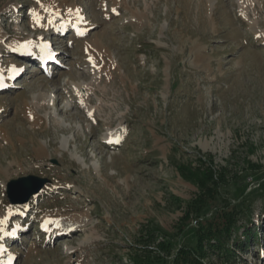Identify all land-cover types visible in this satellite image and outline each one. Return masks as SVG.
<instances>
[{
	"label": "rangeland",
	"instance_id": "rangeland-1",
	"mask_svg": "<svg viewBox=\"0 0 264 264\" xmlns=\"http://www.w3.org/2000/svg\"><path fill=\"white\" fill-rule=\"evenodd\" d=\"M208 155L202 215L241 209L251 247L226 264H264V0H0V264H135L156 227L171 261L199 218L180 166ZM30 174L50 183L12 204Z\"/></svg>",
	"mask_w": 264,
	"mask_h": 264
},
{
	"label": "trees",
	"instance_id": "trees-1",
	"mask_svg": "<svg viewBox=\"0 0 264 264\" xmlns=\"http://www.w3.org/2000/svg\"><path fill=\"white\" fill-rule=\"evenodd\" d=\"M255 166L260 167L258 164ZM180 167L184 178L194 183L199 191L195 197L186 202L183 217L186 221L189 220L190 215L199 217L195 230V244L181 245L169 261L168 256H171L173 247L169 238L172 239L173 235L156 227L158 229L147 232L141 239L144 243L142 248H149L152 242L154 246L152 250L148 253L137 251L134 259L131 257V260L135 264H208L207 259L216 255L225 264L232 262L239 248L244 251L249 250L245 241L242 240L243 237L237 236L240 232L239 222L242 210L237 207H218L211 216L202 215L205 208L216 199L219 187L227 182L225 168H217L211 155L205 159H199L197 166L182 165ZM155 232L158 235H154ZM251 234V238L254 237L259 242L260 238L254 233Z\"/></svg>",
	"mask_w": 264,
	"mask_h": 264
},
{
	"label": "water",
	"instance_id": "water-1",
	"mask_svg": "<svg viewBox=\"0 0 264 264\" xmlns=\"http://www.w3.org/2000/svg\"><path fill=\"white\" fill-rule=\"evenodd\" d=\"M48 183L50 179L47 177L33 174L12 179L7 183L8 199L12 204L26 203L39 194Z\"/></svg>",
	"mask_w": 264,
	"mask_h": 264
},
{
	"label": "bare ground",
	"instance_id": "bare-ground-1",
	"mask_svg": "<svg viewBox=\"0 0 264 264\" xmlns=\"http://www.w3.org/2000/svg\"><path fill=\"white\" fill-rule=\"evenodd\" d=\"M74 9V8H73ZM69 12V11H68ZM69 19V18H68ZM3 37V36H2ZM36 54V53H35ZM36 56L37 57H40V56H42V55H40L39 56V54L37 53L36 54ZM43 60L45 59V58H47V57H45V56H42L41 57ZM51 61L52 60V58L50 59V58H48V59H45V61ZM3 82V81H2ZM38 107H39V105H38ZM30 118H31V120L34 122V123H36V122H38V120H39V118L37 117V115H31L30 116ZM113 137H110V139H112ZM113 140V139H112ZM37 151H38V154H43V153H45L47 150H46V148L43 146V145H40V146H38V149H37ZM87 214H89V213H78V214H76V215H74L69 221H81V220H83V218L84 217H86L87 216ZM68 226V225H67ZM89 238H91V237H88L86 240H88ZM92 240V239H91ZM8 249V248H7ZM11 262V261H10ZM9 264V263H8Z\"/></svg>",
	"mask_w": 264,
	"mask_h": 264
}]
</instances>
